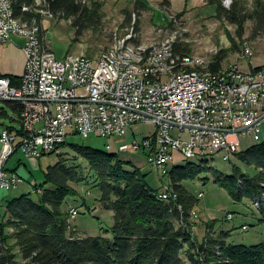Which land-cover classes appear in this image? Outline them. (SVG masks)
<instances>
[{
    "label": "built area",
    "instance_id": "2783aa9c",
    "mask_svg": "<svg viewBox=\"0 0 264 264\" xmlns=\"http://www.w3.org/2000/svg\"><path fill=\"white\" fill-rule=\"evenodd\" d=\"M45 4L38 0L36 26L25 28L11 22V11L0 1V44L29 33L22 46L27 66L20 84H14L10 76H0V101L23 106L20 125L4 126L0 132V191L17 188L24 180L7 169L16 152L35 158L59 154L68 137L78 133L121 139L136 124L152 123L157 126L154 135L124 140L118 149L149 151V160L164 175L175 151L186 158L221 154L229 161L241 150V136L262 140L264 65L253 67L250 61L252 68L243 70L239 64L241 59L252 60L255 51L243 47L233 66L211 67L203 76L188 74L182 79H168V72L155 73L156 64L176 59L175 46H164L162 41L141 50H132L128 43L126 53L113 47L106 58L82 52L60 59L47 42L42 23ZM171 19L178 23L180 16L172 13ZM162 49L171 50V57H162ZM130 57L141 58V64L143 58L152 59L153 76L139 79L140 65H130ZM200 63L213 64L207 59ZM126 70H138V78H127ZM107 147L111 149V144ZM161 192L166 199L175 198L166 185ZM69 212L71 220L80 213L75 206ZM233 217L228 214L229 219ZM2 245L0 237V259Z\"/></svg>",
    "mask_w": 264,
    "mask_h": 264
},
{
    "label": "trees",
    "instance_id": "16d2710c",
    "mask_svg": "<svg viewBox=\"0 0 264 264\" xmlns=\"http://www.w3.org/2000/svg\"><path fill=\"white\" fill-rule=\"evenodd\" d=\"M11 2L20 20L30 22L36 17L35 0ZM136 2L145 7L140 0ZM207 3L216 6L217 17L235 24L239 35H243L249 20L255 23L256 36L264 34V0H254L250 9L243 8L240 2L231 8L224 7L221 0H207ZM49 8L53 17L72 21L77 29L76 40L84 30L96 29L103 22L100 0H49ZM175 50L180 55L191 54L189 46L179 40ZM225 51L215 55L212 69L222 67ZM6 104L21 115L20 102L6 101ZM6 116L7 109L0 106V117ZM73 149L88 165L80 163L78 156H67L45 172L44 184H36L32 192L8 200L4 212L0 213L5 244L0 264H264V243H230L229 233L225 231L202 241L194 235L198 220L193 211L198 200L183 184L185 179L194 180L207 172L235 201H243L245 197L262 201L264 141L237 154L247 165V171L235 167L234 174L225 175L211 166L207 157L173 167L168 178L178 197L167 199L159 195L161 189L152 188L146 175L119 153L81 144H73ZM81 182L99 186L100 205L114 212L111 238L74 230L70 207L64 208V205L70 198L83 196L71 185ZM261 204L260 210L264 213V204ZM87 208L91 212L92 208ZM207 226L212 228L213 224L208 222Z\"/></svg>",
    "mask_w": 264,
    "mask_h": 264
},
{
    "label": "rangeland",
    "instance_id": "374dc122",
    "mask_svg": "<svg viewBox=\"0 0 264 264\" xmlns=\"http://www.w3.org/2000/svg\"><path fill=\"white\" fill-rule=\"evenodd\" d=\"M103 4V22L96 29H87L79 36L77 29L69 19H61L45 14L43 20L49 22L47 30V42L56 56L60 59L67 54L87 53L93 57L99 56L104 50L110 48L117 40L124 38L130 32H136L142 42H160L175 37L176 41L187 44L190 53L194 56L215 58L213 50L219 48L222 53V66L227 67L236 61L238 54L245 44H249L255 51L250 59H241L239 64L243 70H250L257 64L264 63V34H254L255 23L247 21L243 35L237 33V26L225 18L216 16V6L209 5L204 0L197 8L188 9L187 0H173L170 11L163 10L159 0H146L149 7L138 6V0H100ZM224 7V1L221 0ZM240 2L243 8H252L254 0H232L231 7ZM136 8L137 11H134ZM136 13L134 16L133 13ZM180 16L178 23H172L171 14ZM133 16V18H132ZM133 21L135 23H133ZM43 23V22H42ZM172 23V25L170 24ZM161 24V25H156ZM45 27V26H44ZM140 42V41H139ZM213 52V53H212ZM5 107L8 116L0 117V132L4 126H19L21 115L16 113L6 102H0ZM5 123V125H3ZM264 129V125L263 128ZM157 126L152 123L136 124L124 138H109L98 134H74L68 137L67 144L63 147L61 154L50 153L40 158L28 157L22 151L16 152L8 161L7 169L16 170L24 179L17 188L2 189L0 191V213H3L8 200L19 197L24 193L32 192L35 185L45 183V172L57 165L63 158L78 156V161L88 165L87 160L73 149V144H81L108 152L119 153L120 157L134 166L138 167L146 175L148 184L154 189H164L170 181L168 175L160 173L149 160V151H123L118 147L124 140H142L146 136L156 133ZM261 142L264 141V131L261 134ZM241 150L257 143L252 136H241ZM111 144V149L107 145ZM0 143V152H1ZM209 155L207 158L211 166L216 167L225 175H232L235 167L247 171L248 167L242 163L237 154L229 161L223 159L222 155ZM195 159L191 160L194 161ZM196 159L195 161H198ZM190 159L184 157L180 151H175L174 160L169 167L186 165ZM83 165L85 168L87 166ZM88 171V168H86ZM208 177V178H207ZM184 186L197 198V206L194 217L198 220L194 235L202 241L209 235L217 236L218 232L229 233L228 242L234 244L255 245L264 243V213L249 198L243 201H235L229 192L216 183L213 175L204 172L197 179H185ZM83 196L70 198L64 208L75 206L79 209V215L71 220L74 230L79 233L90 235H105L112 237V226L115 223V215L111 210L104 209L100 203L101 190L93 182L71 183ZM47 187L51 185L47 184ZM92 208L91 212L88 208ZM234 215L233 219L228 214ZM215 221L214 223L212 221ZM213 227L207 226V223ZM247 226V229L243 227ZM216 230V231H214ZM217 234V235H216Z\"/></svg>",
    "mask_w": 264,
    "mask_h": 264
},
{
    "label": "bare ground",
    "instance_id": "6f19581e",
    "mask_svg": "<svg viewBox=\"0 0 264 264\" xmlns=\"http://www.w3.org/2000/svg\"><path fill=\"white\" fill-rule=\"evenodd\" d=\"M0 1L6 2L7 8L11 11V22L14 23V25H17L18 27H25V28H33L36 26V18H33V20L30 22H24L15 16L14 8H13V4H12L11 0H0ZM231 2H232V0H225L224 1L226 8H231V5H232ZM37 3H38V0H35L34 6H36ZM45 3L46 4H45L44 15L45 14L52 15V12L49 8V0H45ZM20 37L24 38V40H29V33H20ZM138 37H139V35L134 34V32L132 31V32L128 33L124 38L117 40L110 48L104 50L97 57L106 58V56H110V53H113V47H118V46H119V53H126V51H128V43H129V45L132 46V50H141V48H143L144 45L154 46V45H157V43H159V42L145 43V42H141V41L136 42L134 39L135 38L138 39ZM124 42H127V43H124ZM176 42L177 41H176L175 37H173L170 39L163 40L162 44H164V46H175ZM244 49L248 50V51H254V49L249 44H245ZM213 52L212 53H213L214 57H215V55H217L219 53L216 49L213 50ZM240 53H242V51ZM254 55H255V52H254ZM162 57H171V50L162 49ZM178 59H182V61H178ZM204 59H207L208 61L213 62V63L215 61V58L210 59V58L197 56V55L194 56L192 54L180 55L176 52V59H170V61L165 62V64H156L155 65V73H167L168 72V79H182V77H185L188 74L195 75V76H203V71H211V64L200 63V61H202ZM194 64H199V66L194 65ZM130 65H140V71L141 72H139V79H146V76H153V69H152L153 60L150 58H143V64H141V58L130 57ZM233 65H234V62L230 63L227 67L233 66ZM126 77L127 78H138V70H126ZM3 102H5V101H3ZM260 142H257V143H260ZM119 151L121 152V149H119ZM62 152H63V149H59V154H61ZM210 155L216 156L215 154H210ZM217 155H220V154H217ZM208 156L209 155H207V154H200L199 157L188 158V160L190 159V161H191L193 159L196 160L199 158H206ZM224 160H226V159H224ZM169 165H170V163H169ZM169 165L167 167V175L170 171ZM11 171H14V170H11ZM166 188L168 189V191H170L172 193V195L175 198L178 197V193L173 188H171V186H169V184H166ZM159 195L162 198L166 199V197L164 196V194L162 192ZM262 202L264 204V196L262 197V201L256 199L254 203L257 205V207L260 208L262 205L261 204ZM0 237H2V240H3L1 228H0ZM4 247H5V245H2V252H4Z\"/></svg>",
    "mask_w": 264,
    "mask_h": 264
},
{
    "label": "crops",
    "instance_id": "0c3cea01",
    "mask_svg": "<svg viewBox=\"0 0 264 264\" xmlns=\"http://www.w3.org/2000/svg\"><path fill=\"white\" fill-rule=\"evenodd\" d=\"M202 1L203 0H187L186 6L188 5V9L197 8ZM140 2L144 6L149 7L146 0H140ZM159 2L162 4V7L165 8L163 10H168L171 13L173 0H159ZM206 2L207 0H204V3ZM170 24L172 25V23ZM156 25L158 26L161 24ZM43 27L46 30H49V22H47L45 19L43 20ZM139 41L142 42V39ZM24 42V38L20 36H14L13 40L4 44H0V76H10L16 81V83H18L16 85L20 84L21 79L26 72L27 57L22 47ZM262 65H264V63L257 64V67ZM263 131L264 129H262V132Z\"/></svg>",
    "mask_w": 264,
    "mask_h": 264
},
{
    "label": "water",
    "instance_id": "95a60500",
    "mask_svg": "<svg viewBox=\"0 0 264 264\" xmlns=\"http://www.w3.org/2000/svg\"><path fill=\"white\" fill-rule=\"evenodd\" d=\"M1 102V101H0ZM3 102V101H2Z\"/></svg>",
    "mask_w": 264,
    "mask_h": 264
}]
</instances>
